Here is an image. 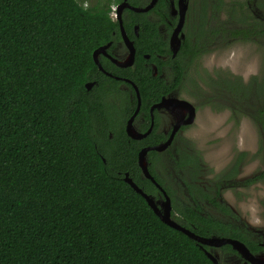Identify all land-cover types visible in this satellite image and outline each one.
Returning <instances> with one entry per match:
<instances>
[{
	"label": "flooded vegetation",
	"instance_id": "obj_1",
	"mask_svg": "<svg viewBox=\"0 0 264 264\" xmlns=\"http://www.w3.org/2000/svg\"><path fill=\"white\" fill-rule=\"evenodd\" d=\"M94 2H104L116 26L96 62L92 54L95 71L84 84L93 95L91 136L120 150L122 180L207 241L192 239L206 256L264 264V122L238 95L240 83L252 87L264 70L243 82L220 63L237 45L264 59V0ZM244 121L260 131L258 143L241 132ZM197 126L202 135L191 134ZM250 141L257 151L244 147L253 148ZM253 200L259 216L249 210Z\"/></svg>",
	"mask_w": 264,
	"mask_h": 264
},
{
	"label": "trees",
	"instance_id": "obj_2",
	"mask_svg": "<svg viewBox=\"0 0 264 264\" xmlns=\"http://www.w3.org/2000/svg\"><path fill=\"white\" fill-rule=\"evenodd\" d=\"M94 1L0 0V264H213L91 136L84 84L116 26ZM252 82L238 95L261 123L264 81Z\"/></svg>",
	"mask_w": 264,
	"mask_h": 264
},
{
	"label": "rangeland",
	"instance_id": "obj_3",
	"mask_svg": "<svg viewBox=\"0 0 264 264\" xmlns=\"http://www.w3.org/2000/svg\"><path fill=\"white\" fill-rule=\"evenodd\" d=\"M94 1V0H92ZM87 4H89L88 2H84V6H86ZM251 49L252 47H249L247 45H237V47L233 50V52L228 55V56H223L222 59L220 60V63H225L228 65V69H230V71H232L234 73V75L239 76L243 82L248 81V79L252 76L258 75L260 72V69L264 70V59H262L263 57L260 58V51L257 52L254 56L253 53H251ZM262 59V60H261ZM262 61V62H261ZM263 72V71H262ZM264 75V72H263ZM263 81H264V77H262ZM198 127H194L192 129L191 134H193V132H195L196 130H198ZM241 132L243 133H248L249 130L250 132H252V137H255V140H257L258 143V137L260 138V131L256 130L253 128V130H251V125L247 122L244 121L242 123V126L240 128ZM203 132L199 131V132H195V136H199L202 135ZM199 146H203L206 145V143H208V139L204 138L200 141H198ZM250 144H252L253 148L251 147H247L244 145V147L246 148H250V149H254L255 151H257L258 149V145L257 143H252L251 141L249 142ZM229 143L225 142L222 150L225 152L227 151L231 146H227ZM249 150V149H247ZM260 162V159L256 158V162L254 164L255 167H257L258 163ZM251 169L247 172L250 173ZM249 210L251 211V213L254 216H259L260 212H261V208L259 205V202L253 200V204L251 205V208H249Z\"/></svg>",
	"mask_w": 264,
	"mask_h": 264
},
{
	"label": "water",
	"instance_id": "obj_4",
	"mask_svg": "<svg viewBox=\"0 0 264 264\" xmlns=\"http://www.w3.org/2000/svg\"><path fill=\"white\" fill-rule=\"evenodd\" d=\"M103 48L100 49H96L93 53V59L94 61L96 60L95 58V54L98 53L99 51H101ZM96 62V61H95ZM143 158V155H142ZM144 162V161H143ZM125 182L128 183L130 185V187L139 195H141L143 197V199L145 200V202L147 203V205L149 206V208L154 212V214L159 218V220L161 222H163L164 224H166L167 226L180 231L181 233H183L184 235H186L187 237H189L190 239H193L199 243H205L207 241H205L204 239L194 235L192 232H190L189 230L185 229L184 227L180 226L179 224H177L173 219H171L170 217V211H169V207L165 206L162 211L159 210L157 208V206L154 204L152 198H150L149 196H147L146 194H144L141 190H139L130 179H125ZM232 243V242H231ZM209 260H211L213 262V264H217L215 261V258L210 255L207 254Z\"/></svg>",
	"mask_w": 264,
	"mask_h": 264
}]
</instances>
